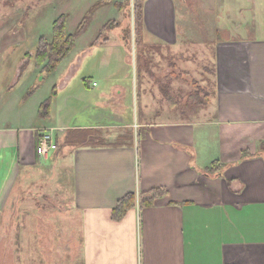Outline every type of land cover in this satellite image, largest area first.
Returning <instances> with one entry per match:
<instances>
[{
	"label": "crops",
	"instance_id": "1",
	"mask_svg": "<svg viewBox=\"0 0 264 264\" xmlns=\"http://www.w3.org/2000/svg\"><path fill=\"white\" fill-rule=\"evenodd\" d=\"M180 4L143 0V37L153 46L183 43L178 16H187ZM126 9L130 0H70V34L87 15L89 23L70 55L65 124L39 119L44 97L20 105L10 87L0 99V264H264V30H218L206 88L193 79L187 91L190 70L171 69L163 50H154L147 75L165 82L167 108L155 111L143 102L145 78L137 71V119L115 124L104 117H118L120 110L107 100L125 97L124 87L102 83L99 74L84 77L75 92L72 81L84 59L120 34ZM93 37L88 53L77 51L78 41ZM198 88L209 103L188 108ZM74 130L104 139V145L65 146L46 158L37 153L38 136L51 135L57 144ZM64 149L70 167L54 161ZM215 161L224 168L209 176L205 170ZM44 169H69L70 176L42 177ZM153 190L166 194L142 206ZM132 193L135 206L116 215L118 203Z\"/></svg>",
	"mask_w": 264,
	"mask_h": 264
},
{
	"label": "rangeland",
	"instance_id": "2",
	"mask_svg": "<svg viewBox=\"0 0 264 264\" xmlns=\"http://www.w3.org/2000/svg\"><path fill=\"white\" fill-rule=\"evenodd\" d=\"M184 1H186L185 4H183ZM178 3H182L179 5V10L180 13L184 12L187 18L184 20L178 16V32L184 30V33L178 36L181 39L180 42L183 39V43L175 49L166 47L163 42L160 43L162 47L153 46L150 39L149 41L148 38L143 37L144 32L146 33L144 7L141 23H138L137 4L132 9L130 0L129 11L126 9L122 13L123 18L119 19L122 22L120 34H117L113 41L104 47L103 52L96 51L95 57H87L84 62L82 61L72 81V89L75 92L80 89L81 84H84V77L96 79L99 74L104 76L102 83L107 82L108 85L118 83L125 89V97L117 99L111 95L107 100L110 108L119 107L118 115L120 116L104 117L105 119L114 120L112 122L115 124L123 125L133 124L135 118L137 119V109L135 111V105L132 102L133 91L136 88L134 82L138 77L137 71L140 77L145 78L141 87L143 102L149 103L155 111L162 112V109L167 108L161 93V87L165 82L160 78L155 79L147 75V71L150 72L149 66L154 63L152 56L154 50H160L159 52L163 50L166 55L164 63L170 64L171 69L177 65L181 73L185 68L187 71L190 70V75L186 74L188 77L185 83L187 91L190 87L189 82L191 83L193 79L202 81L201 86L206 88L205 80L212 79L209 71L206 70L213 64L210 52L216 45L218 30L230 29L235 34L241 35H245L242 31L249 33L248 30H253L258 33L264 30V0H250V2L248 0H203L202 2L200 0H178ZM220 5L224 10L219 8ZM217 12H221L223 17L217 18ZM62 15L70 18V0H0V96H2L0 99L7 98L6 89L13 87L11 96L13 99L17 98L20 105L29 104L33 100L37 103V97H39L37 101L44 97V102H46L53 96L54 88L57 87L58 95L50 107L51 115H54L50 117L51 123L56 126L59 123L65 124L69 120L66 115L68 114L67 108L70 106V56L56 72L48 75L43 71V67L36 65L33 55L42 37L47 40L52 39L53 24ZM108 16L110 18L114 15ZM113 20H116V17ZM180 21L184 24L183 30L180 28ZM68 22L67 29L70 33V19ZM75 27V24L71 25L72 30H75ZM95 38L78 41L77 51L84 50L85 54L88 53L90 43H96L92 41ZM202 51L204 54L201 53ZM79 59L77 58V61ZM174 73L177 77L178 73L176 71ZM181 76L183 75L180 74ZM63 84L68 85L65 92H60ZM169 84L170 82L167 81V86ZM36 85H40V89L27 100H23L28 91ZM199 92L201 95L205 93L201 88ZM28 112L34 114L32 109ZM107 112L109 113L110 110L107 109ZM103 133L105 134V130L99 134L103 135ZM85 138L90 140L88 134ZM54 161L70 167V151L64 149L60 157ZM59 173L58 169L52 172L50 169H44L41 176L46 178L70 176L69 169H66L64 174Z\"/></svg>",
	"mask_w": 264,
	"mask_h": 264
},
{
	"label": "trees",
	"instance_id": "3",
	"mask_svg": "<svg viewBox=\"0 0 264 264\" xmlns=\"http://www.w3.org/2000/svg\"><path fill=\"white\" fill-rule=\"evenodd\" d=\"M138 10L137 14V22L141 23V14L143 10V0H137ZM101 3H98L94 6V8L90 11L93 12L95 8H97ZM136 12V11H135ZM89 23V15H87L84 20L79 25L77 31L74 34L68 33L67 24L68 17L66 15L60 16L57 20H55L53 24V35L51 40H47L45 37H42L39 43L35 54L33 55V60L38 67H43V71H45L48 75L56 72L59 66L71 55V53L76 48L77 38L86 30V27ZM109 27V26H108ZM32 56V55H30ZM197 85V84H196ZM40 89V85H36L28 91L27 96L24 97L23 100H27L29 97L33 96L36 91ZM57 87L54 88L53 96L44 102L39 110V119L45 120L50 118L51 111L50 107L53 103V100L57 97ZM192 97V102L190 107L193 109L194 107H206L209 103L210 96L206 93L201 95L200 89ZM89 134L86 131L74 130L68 131L65 139L57 143V150L59 151L61 147L65 146H103L104 142L101 139L95 140L85 138V136ZM85 138V141H84ZM42 137L38 136L37 145H39ZM224 166L215 161L212 165L205 170V173L210 175L220 174L223 170ZM166 193L163 190H153L148 193L144 199L142 200V206H152L154 201L158 197L164 196ZM135 206V194H128L124 197L116 208V215L121 216L125 215L130 209Z\"/></svg>",
	"mask_w": 264,
	"mask_h": 264
},
{
	"label": "built area",
	"instance_id": "4",
	"mask_svg": "<svg viewBox=\"0 0 264 264\" xmlns=\"http://www.w3.org/2000/svg\"><path fill=\"white\" fill-rule=\"evenodd\" d=\"M137 3V0H131V5L132 9H134L135 5ZM96 84H94L95 86ZM57 150V144L55 141L52 139L51 135H45L42 137L38 148H37V153L41 157H47L51 152H54Z\"/></svg>",
	"mask_w": 264,
	"mask_h": 264
}]
</instances>
